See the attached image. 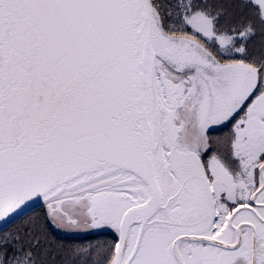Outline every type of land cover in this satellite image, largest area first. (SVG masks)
<instances>
[{"label":"snow or ice","instance_id":"snow-or-ice-1","mask_svg":"<svg viewBox=\"0 0 264 264\" xmlns=\"http://www.w3.org/2000/svg\"><path fill=\"white\" fill-rule=\"evenodd\" d=\"M0 264H264V0H0Z\"/></svg>","mask_w":264,"mask_h":264}]
</instances>
